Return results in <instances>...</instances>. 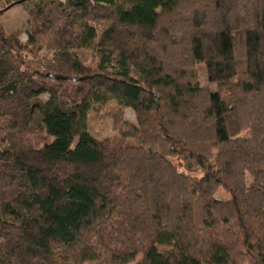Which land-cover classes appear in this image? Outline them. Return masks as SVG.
Returning a JSON list of instances; mask_svg holds the SVG:
<instances>
[{"label":"trees","instance_id":"16d2710c","mask_svg":"<svg viewBox=\"0 0 264 264\" xmlns=\"http://www.w3.org/2000/svg\"><path fill=\"white\" fill-rule=\"evenodd\" d=\"M26 4L25 43L0 22V264H102L106 244L108 264H264V0H2L0 18ZM107 97L136 123L120 108L99 140L87 102Z\"/></svg>","mask_w":264,"mask_h":264},{"label":"rangeland","instance_id":"374dc122","mask_svg":"<svg viewBox=\"0 0 264 264\" xmlns=\"http://www.w3.org/2000/svg\"><path fill=\"white\" fill-rule=\"evenodd\" d=\"M2 0H0V3ZM29 7H32L31 4H26L20 7H14L8 10L0 18V22L4 25L8 33L20 32L19 40L22 43H25L28 39V35L32 31L31 18L28 14ZM97 31V39L92 41L80 42L77 49L74 51L78 54L79 58L87 65L94 64V44L100 38L103 26L102 25H93ZM198 73L200 83L203 87H209L211 90H215L216 86L211 85L206 78V69L204 65L198 66ZM49 98L48 95L42 96V100L45 102ZM88 114L86 119V128L87 130L95 136L97 139L102 140L106 138H113L117 135L114 125V119L112 118L119 112V109L122 108V119L125 122L135 124L136 115L134 111L126 107L123 102L119 99H114L107 97L101 99L100 101H88L87 102ZM221 198L230 199L231 196L226 192H220L218 194ZM105 248V259L102 264L109 263V255L112 251V247L106 244ZM3 257V241L0 240V259Z\"/></svg>","mask_w":264,"mask_h":264},{"label":"water","instance_id":"95a60500","mask_svg":"<svg viewBox=\"0 0 264 264\" xmlns=\"http://www.w3.org/2000/svg\"><path fill=\"white\" fill-rule=\"evenodd\" d=\"M83 79L81 78H77V79H74V82H79V81H82Z\"/></svg>","mask_w":264,"mask_h":264}]
</instances>
